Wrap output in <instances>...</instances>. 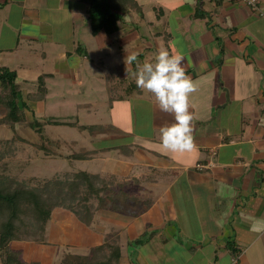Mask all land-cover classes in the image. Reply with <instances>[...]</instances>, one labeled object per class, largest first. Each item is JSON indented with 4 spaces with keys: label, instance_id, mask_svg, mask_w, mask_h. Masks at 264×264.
I'll use <instances>...</instances> for the list:
<instances>
[{
    "label": "crops",
    "instance_id": "1",
    "mask_svg": "<svg viewBox=\"0 0 264 264\" xmlns=\"http://www.w3.org/2000/svg\"><path fill=\"white\" fill-rule=\"evenodd\" d=\"M135 1L139 9L115 32L92 34L80 0H0V67L16 72L25 119L32 103L63 109L65 90L87 113L104 96L112 122L43 123L86 131L84 141L112 132V144L89 139L78 152L93 154L68 163L129 183L124 191L138 210L112 215L124 264H264V0L262 14L240 0ZM161 45L183 55L198 88L190 95L192 152L162 147L159 129L174 118L135 84L133 72ZM39 77L43 99H27L38 94Z\"/></svg>",
    "mask_w": 264,
    "mask_h": 264
},
{
    "label": "rangeland",
    "instance_id": "2",
    "mask_svg": "<svg viewBox=\"0 0 264 264\" xmlns=\"http://www.w3.org/2000/svg\"><path fill=\"white\" fill-rule=\"evenodd\" d=\"M53 91L54 88L50 92ZM54 93L58 92L55 91L52 94ZM63 93L65 95L62 99L65 100L63 109H56L53 105L55 101L51 102L50 107L48 106L45 110L41 103H32L34 114L27 113V120L15 124L14 129L8 124H0V173L4 176L1 180L10 178L12 181L16 180L28 186H35L56 174L72 172L71 170L74 168L71 167V163V165L68 163L73 159L70 158V155L87 148L89 139H92L93 147L112 144L111 131L107 132L108 137L105 140L91 136L84 141V137H87L86 131H80L76 127L43 123L46 119L54 117L77 121L79 124L112 122V109H107L106 100H103L104 96L101 99L96 94L97 109L87 113L84 110L85 107L78 109L73 105V101L77 97L75 92L69 89L68 92L65 90ZM3 112L0 109V117ZM31 120L38 122L37 126L36 124L31 126L29 124ZM51 139L56 143L50 142ZM39 145H43L47 150L40 148ZM73 165L75 169L84 166L78 161H75ZM107 179L111 180L112 178L108 177ZM112 183L118 182L112 180ZM129 197H131L130 194L125 201H123L124 198L119 201L117 210L114 204L109 201L103 207L94 210L90 225L82 224L75 213L69 209L57 206L53 209L50 220L45 226L43 240L13 241L11 246L20 250L25 264H79L86 257L89 259L92 247L97 245L93 244L97 239L102 243L104 241L109 244L117 242L115 226L112 225L114 223L112 215L116 217L134 213L140 206L128 201ZM89 204L94 208L97 201L92 199ZM113 234L115 235L112 236ZM83 238L88 242H93L92 245L80 241ZM105 252L107 255L108 248L102 253ZM97 256L99 259L100 253ZM111 263H114L113 259H111ZM0 264H2L1 260ZM118 264H124V258L119 260Z\"/></svg>",
    "mask_w": 264,
    "mask_h": 264
},
{
    "label": "trees",
    "instance_id": "3",
    "mask_svg": "<svg viewBox=\"0 0 264 264\" xmlns=\"http://www.w3.org/2000/svg\"><path fill=\"white\" fill-rule=\"evenodd\" d=\"M86 5L88 22L91 33L97 34L104 31L107 34L115 32L123 21L124 14L131 8L139 9L135 0H80ZM200 0L197 1L199 4ZM199 14V13H198ZM16 72L5 67H0V109L3 115L0 124H8L14 129L15 124L25 120V101L19 93L16 82ZM45 87L43 78L38 79V94L27 95V99H43ZM112 97H108L109 105ZM47 122V121H46ZM53 124H63L57 120H49ZM38 124L35 120L29 122ZM76 125V123H67ZM79 128L93 130V126L83 125ZM37 130L40 131L39 128ZM44 148L43 145H39ZM106 147L103 150H110ZM94 151L72 153L70 158L86 159ZM4 178L0 173V260L2 264H25L19 249L13 248V241L27 239L43 240L47 222L50 220L55 207L61 206L74 212L78 220L84 225H90L94 210L104 206L109 201L115 209L119 201L127 199L126 181L112 183V179L101 177L96 173L85 170L64 172L54 175L35 186H28L10 178ZM112 178V177H111ZM7 180V181H6ZM132 197V196H131ZM97 201L93 208L89 202ZM134 202L136 198L133 196ZM117 204V205H116ZM135 204V203H134ZM108 248L106 255L102 253ZM89 259H83L79 264H118L120 260V247L117 242L109 244L104 241L92 247ZM102 251V252H101ZM98 253L101 257L98 259ZM106 256V257H105ZM113 259L114 263H111Z\"/></svg>",
    "mask_w": 264,
    "mask_h": 264
},
{
    "label": "clouds",
    "instance_id": "4",
    "mask_svg": "<svg viewBox=\"0 0 264 264\" xmlns=\"http://www.w3.org/2000/svg\"><path fill=\"white\" fill-rule=\"evenodd\" d=\"M137 55L133 52L126 56V71ZM183 60L179 51L173 53L161 45L153 61L143 63L133 72L136 86L151 93L159 110L174 118L171 124L162 125L159 129L161 145L170 152H192L197 148L190 95L198 88L187 74Z\"/></svg>",
    "mask_w": 264,
    "mask_h": 264
},
{
    "label": "built area",
    "instance_id": "5",
    "mask_svg": "<svg viewBox=\"0 0 264 264\" xmlns=\"http://www.w3.org/2000/svg\"><path fill=\"white\" fill-rule=\"evenodd\" d=\"M243 4L249 6L251 9L256 11L259 14H262L260 7H259V1L258 0H240ZM197 168H201L202 165L196 164Z\"/></svg>",
    "mask_w": 264,
    "mask_h": 264
}]
</instances>
